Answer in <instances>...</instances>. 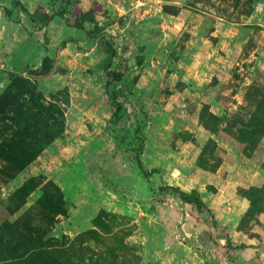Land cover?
Segmentation results:
<instances>
[{"label":"rangeland","instance_id":"1","mask_svg":"<svg viewBox=\"0 0 264 264\" xmlns=\"http://www.w3.org/2000/svg\"><path fill=\"white\" fill-rule=\"evenodd\" d=\"M4 94L0 264H264V0H0Z\"/></svg>","mask_w":264,"mask_h":264},{"label":"trees","instance_id":"2","mask_svg":"<svg viewBox=\"0 0 264 264\" xmlns=\"http://www.w3.org/2000/svg\"><path fill=\"white\" fill-rule=\"evenodd\" d=\"M6 13L8 14V16L10 17L11 15V10L10 9H6ZM54 18V16H49L46 18V21H51ZM85 20H87V17H85ZM78 27L80 29H84L85 30V26L81 23L80 25H78ZM89 34L94 36V37H98L99 33L96 30H89ZM102 43L104 45H106L107 47V51L108 53H110L113 57L116 55L117 51L115 49V47L109 43V41H107L106 38H102ZM109 76L112 77V80L108 83V85H111L112 82H119L122 80L124 74L119 72V71H109ZM6 94H4L2 97H0V112L3 108V100H4V96ZM138 162H139V169L140 171L144 174L145 177H151L152 175H154L155 173H157L156 170H152V171H148L146 169V167L144 166L143 161L141 160L140 156L138 155ZM163 191H168L176 196H178L182 201L189 203L191 205H195L200 211H204V210H210L206 204V202L203 200L201 194L194 190L192 192H187L184 191L178 187L175 186H165L162 187Z\"/></svg>","mask_w":264,"mask_h":264}]
</instances>
